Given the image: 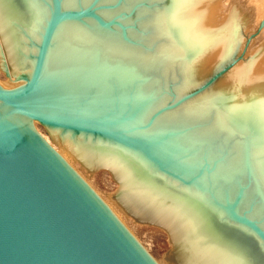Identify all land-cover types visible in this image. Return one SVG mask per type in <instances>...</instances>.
<instances>
[{"label":"water","instance_id":"water-1","mask_svg":"<svg viewBox=\"0 0 264 264\" xmlns=\"http://www.w3.org/2000/svg\"><path fill=\"white\" fill-rule=\"evenodd\" d=\"M207 0H0V264H157L31 119L141 223L168 264H264V74L226 93L233 27Z\"/></svg>","mask_w":264,"mask_h":264},{"label":"rangeland","instance_id":"rangeland-1","mask_svg":"<svg viewBox=\"0 0 264 264\" xmlns=\"http://www.w3.org/2000/svg\"><path fill=\"white\" fill-rule=\"evenodd\" d=\"M231 1L226 0L225 2L224 0V3H226L227 5L230 2V7L233 5H238L241 14L244 13V18H242L240 22V24L242 25L239 31V39L235 45L236 47L238 44H240L236 76L231 80L230 84L228 85L226 93H230L236 88L235 82L238 81L240 75L243 73L244 70L245 73L242 77L246 80L248 78L249 80H251L252 76L256 75V71H258L256 69L260 68V66L257 67L256 65L262 64V69L264 70V0ZM240 5L242 6L240 7ZM235 47H233V51L229 54L227 58L233 55ZM6 64L7 69L10 71L7 60ZM242 64H244V66ZM253 64L256 67L253 66ZM253 70H256L254 71L255 73L253 72ZM250 75L252 76L249 77ZM246 76L248 77L246 78ZM4 80H7V77L3 70L0 69V81ZM37 126L43 134L47 135L46 129L42 123L37 121ZM76 168L84 175L89 186L92 188L94 193L97 194V196H99L105 202L107 201L109 205L115 204V202L106 194L114 193L117 190L119 184L113 179V176L106 168L97 169L93 173V175L89 172H86V170H82L79 165H76ZM116 206L117 205L113 207ZM120 215L123 218L126 228L141 244V246L148 252V254L153 258V260L157 264H168L162 258L164 254L172 248L171 244L168 241L167 232L158 225L139 222L134 217L127 214L126 211H124L123 209L122 212H120Z\"/></svg>","mask_w":264,"mask_h":264},{"label":"bare ground","instance_id":"bare-ground-1","mask_svg":"<svg viewBox=\"0 0 264 264\" xmlns=\"http://www.w3.org/2000/svg\"><path fill=\"white\" fill-rule=\"evenodd\" d=\"M231 1V0H230ZM234 1V0H232ZM231 1V2H232ZM239 1V0H238ZM207 2L213 7V11L206 17V20H205V25H207L208 27L210 28H218V27H222V26H226V27H233V30H234V36H233V39H232V43H231V49L230 51L227 53V57L229 56V54L233 51V47H235L238 39H239V31H240V28H241V25L240 22L242 20L243 17V14H241V11L238 7V5H233V6H229V4L226 5V3H224V0H207ZM226 2V0H225ZM242 2V1H241ZM243 3V2H242ZM232 5V3H231ZM242 5H240L241 7ZM247 6V5H246ZM246 8V7H245ZM247 19V17H246ZM245 19V20H246ZM0 40H1V37H0ZM0 48H1V51H2V54H3V57H4V60H5V63H6V54H5V50H4V47H3V43H2V40L0 41ZM255 61V60H254ZM258 64V63H257ZM244 66V64H242ZM241 66V65H240ZM239 66V67H240ZM253 66H255L253 64ZM259 67L260 68H255V67ZM254 68L258 71H261L262 74H264V70L262 69V64H258L256 65ZM6 67H7V64H6ZM264 68V67H263ZM243 69V68H242ZM252 69V68H251ZM260 69V70H259ZM8 70V69H7ZM256 70H253L256 71ZM241 71V70H240ZM243 71V70H242ZM245 71V70H244ZM243 71V73L240 75V78L238 79V81L235 82V86L236 88L234 90H232L230 93L232 92H238V91H243V90H246V89H249L251 88V82L253 81V79L256 77V75H250L249 77L252 76L251 80H249V78L246 80L244 79L242 76L243 74L245 73ZM3 72L5 73V71L3 70ZM255 73V72H254ZM8 74H9V78L11 80H15V76H12L11 74V71L8 70ZM6 77H7V74L5 73ZM248 76H246L247 78ZM228 93V92H227ZM31 124L33 125L34 129L36 130L37 134L42 137L46 142L47 144L53 148L54 150L57 151V153L63 158L65 159L69 164L70 166L77 172V174L84 180V182L89 186L86 178L84 177V175L76 168V165H79L81 167L82 170H86V172H89L87 171V168L83 167V165L81 164V162L75 157L73 156L68 150H66L65 148L61 147L60 145H58L55 141H53L50 137V134L48 132V130L46 129V133L47 135L43 134L38 126H37V120H34V119H31ZM108 170V169H107ZM109 171V170H108ZM110 172V171H109ZM90 173V172H89ZM118 183V182H117ZM119 184V183H118ZM90 187V186H89ZM119 187V186H118ZM91 188V187H90ZM92 189V188H91ZM93 191V190H92ZM94 192V191H93ZM97 195V194H96ZM99 197V196H98ZM100 198V197H99ZM100 200L110 209V211L119 219V221L126 227L124 221H123V218L122 216L120 215V212H122V209L119 205H117L116 203L114 205H109L108 202L104 201L103 199L100 198ZM117 205L116 207H113ZM124 210V209H123ZM125 211V210H124ZM128 214V213H127ZM128 230V229H127ZM129 231V230H128Z\"/></svg>","mask_w":264,"mask_h":264}]
</instances>
